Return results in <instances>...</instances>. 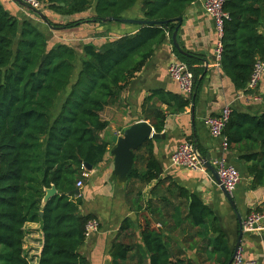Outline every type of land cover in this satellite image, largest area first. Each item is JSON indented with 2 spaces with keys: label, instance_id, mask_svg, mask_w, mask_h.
Returning a JSON list of instances; mask_svg holds the SVG:
<instances>
[{
  "label": "trees",
  "instance_id": "trees-1",
  "mask_svg": "<svg viewBox=\"0 0 264 264\" xmlns=\"http://www.w3.org/2000/svg\"><path fill=\"white\" fill-rule=\"evenodd\" d=\"M196 1L97 0L98 21L140 7L143 20L169 24L138 26L136 33L102 47L86 45L80 60L68 45L50 48L36 24L19 21L0 4V264H90L81 249L86 225L95 217L79 214L83 201L75 191L84 164L96 167L108 153L101 138L109 127L105 111L120 108L132 81ZM43 3L64 16L92 6V0ZM224 10L230 16L223 25L220 66L238 90L246 91L256 62L264 59V0H225ZM174 53L194 74L195 92L204 74L197 57L175 48ZM170 102L176 113L190 105L162 91H152L143 103L142 116L158 134L166 126L161 106ZM222 137L248 165L252 188L264 187V114L232 111ZM53 186L57 194L43 206ZM126 186V203L136 220L122 222L110 264L231 262L234 250L220 219L165 175L152 140L135 151ZM29 223L42 228L37 258L26 249Z\"/></svg>",
  "mask_w": 264,
  "mask_h": 264
},
{
  "label": "crops",
  "instance_id": "crops-1",
  "mask_svg": "<svg viewBox=\"0 0 264 264\" xmlns=\"http://www.w3.org/2000/svg\"><path fill=\"white\" fill-rule=\"evenodd\" d=\"M96 2L97 0H92V6L84 13L64 16L50 9L46 3H43L39 11L40 15L16 0H0L4 9L19 21L28 20L36 24L46 35L50 48L58 44L68 45L76 50L79 60L85 57L86 45L102 47L138 30L136 25L98 21L95 14ZM61 7H64V4H61ZM42 16L54 26H49ZM122 18L143 20L140 7L131 9L123 14ZM67 25L70 26L66 28ZM220 40L215 21L205 11L202 0L193 3L178 27L177 41L185 54L197 57L200 63L198 67L204 72L200 87L196 88L193 96H189L181 91L170 76L169 66L176 61L182 62L174 53L171 36L155 50L152 58L132 81L128 91L122 96L120 108L114 114L113 121L108 120L109 127L101 134V138L109 144L108 153L101 164L90 171L87 170L89 177L84 179L81 193L77 195L83 201L79 214L92 215L101 225L100 232L87 239L81 249L90 264H110L112 242L122 222L126 218L136 220L126 203L127 183L120 186L113 175L114 156L111 152L115 148V137L123 136L132 125L145 121L142 106L152 91L179 95L190 101V105L181 113L175 112L174 103L161 106V110L166 114L165 130L161 133L165 137L152 140L154 156L166 176L199 197L218 216L228 235L230 250L233 251L239 242V216L244 223L252 212H264V187L252 188V177L249 175L248 165L242 160V155L234 148L225 149V137L213 136L206 125L207 118L220 116L226 108L231 112L254 117L264 114V74L256 89L238 90L221 69L218 55ZM184 143H191L199 148L203 158L210 153L212 164L215 160L224 158L239 171L241 179L236 191L231 195L238 212L234 211L212 173L203 166L202 169L193 170L172 163L173 154ZM26 229L29 234L38 236L36 247L28 249L29 234L26 240L29 256L37 258L43 240L41 225L29 223ZM240 249L246 260L264 264V230L243 232Z\"/></svg>",
  "mask_w": 264,
  "mask_h": 264
},
{
  "label": "built area",
  "instance_id": "built-area-1",
  "mask_svg": "<svg viewBox=\"0 0 264 264\" xmlns=\"http://www.w3.org/2000/svg\"><path fill=\"white\" fill-rule=\"evenodd\" d=\"M28 5L32 10L40 11L44 0H21ZM205 11L210 15L216 24L219 37L223 34V25L225 20L229 19V13L224 10L225 0H202ZM218 55L220 56V46L218 48ZM169 74L172 79L179 85L181 91L191 96L194 92V74L189 69L188 65L176 61L169 66ZM264 74V59L256 62L254 71L249 83V90H254L258 87L262 76ZM231 110L226 108L218 117H209L206 120V125L211 134L215 137H222V132L225 129ZM224 148H228V143L224 139ZM202 155L199 150L191 143H184L180 145L172 157V163L177 166L186 167L188 169L198 170L202 169ZM217 170L220 180L229 194L233 195L240 182L241 176L239 171L230 165L226 159L220 158L212 164ZM84 168L82 174L83 180L77 183V189H82L84 186V179L89 177L88 171ZM264 212L254 211L248 215L243 223V232L254 233L264 230ZM100 232V223L98 220H90L85 229V237L89 239ZM232 264H257L255 260H246L243 251L239 249L234 257Z\"/></svg>",
  "mask_w": 264,
  "mask_h": 264
},
{
  "label": "water",
  "instance_id": "water-1",
  "mask_svg": "<svg viewBox=\"0 0 264 264\" xmlns=\"http://www.w3.org/2000/svg\"><path fill=\"white\" fill-rule=\"evenodd\" d=\"M16 1L23 5H26L21 0H16ZM26 6L30 10H32L28 5ZM32 11L39 13L41 15L39 11H36V10H32ZM42 18L49 26H51L50 21L47 18H45L44 16H42ZM182 20L183 18H179L176 20V22L179 23L180 25L182 23ZM100 21H102L103 23L118 22V23L130 24V25H136V26H146V25L166 26L169 24V22H163V21L162 22L161 21H147V20H136V19H126V18H115V17L101 19ZM177 36H178V28H176L172 36L173 45L181 54H185L177 41ZM164 137H165L164 135L156 133L152 125L149 124L147 121H141V122H138L132 125L129 129H127L124 132L123 136L115 137L113 139V143L115 144V148L111 152V155L114 156L113 175L116 176L118 184L120 186H124L127 183L128 175L134 166L135 151H137L140 147H142L149 140H160ZM201 163L205 169H207L210 173H212L222 193L224 194V196L226 197V199L228 200V202L230 203L234 211L238 212L231 194H229V192L226 190V188L222 184L217 170L214 168V166L211 163V154L208 153L204 158H202ZM84 167L88 171L92 170V166L88 164H84ZM80 193H81L80 189H77L75 191V194L78 196L80 195ZM56 194H57V190L54 186L51 189H47L46 196L43 199L42 205L46 206L49 199L55 196ZM40 215L41 217H43L44 213L41 212ZM238 220L240 222V238H239V242L237 246L235 247L233 251V257L229 264H232L234 257L237 251L240 249V245H241V239L243 235V223L241 221L240 216Z\"/></svg>",
  "mask_w": 264,
  "mask_h": 264
},
{
  "label": "rangeland",
  "instance_id": "rangeland-1",
  "mask_svg": "<svg viewBox=\"0 0 264 264\" xmlns=\"http://www.w3.org/2000/svg\"><path fill=\"white\" fill-rule=\"evenodd\" d=\"M126 19H129V18H126ZM113 23L114 24H123V23H118V22H113ZM123 25H130V24H123ZM116 111H117V108H108V109H106V111H105L106 118L108 120L112 119V121H113V119L115 118L114 114L116 113ZM100 228H101V225H100ZM37 238H38L37 234H29L28 242H27L28 249L38 246L37 245V243H38V239Z\"/></svg>",
  "mask_w": 264,
  "mask_h": 264
}]
</instances>
